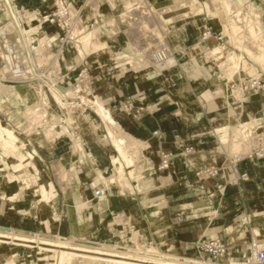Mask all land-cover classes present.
Wrapping results in <instances>:
<instances>
[{
    "label": "crops",
    "instance_id": "1",
    "mask_svg": "<svg viewBox=\"0 0 264 264\" xmlns=\"http://www.w3.org/2000/svg\"><path fill=\"white\" fill-rule=\"evenodd\" d=\"M176 1L148 0V3L155 6H167ZM224 1L234 9V0ZM11 2L13 4L15 1L11 0ZM24 2V0H16V5L27 7L29 10L28 18L49 12L54 7L53 4L50 9L44 11L39 6ZM71 2L73 7L79 10V14L86 12L89 15L88 9L84 8L86 0H72ZM243 5L244 7L248 5L245 10L249 14L258 15L260 26L264 30V0H247ZM112 6L114 9L120 8L117 5ZM98 7L100 14L96 16V21L93 24L96 25L95 27L99 30L101 37L107 38L108 46L104 49L109 50L101 52L99 49L96 52L84 53L87 55L86 62L90 70L94 92L111 110L113 117L121 127L132 137L143 142L145 148L142 151V158L137 164L143 171L135 178H129V187L121 189L115 183L104 185L105 196L109 201L104 216H100L95 206L92 210H87L88 212L82 211V221L91 223L97 228V231L89 233L90 237L95 238L96 236V239L104 242L116 241L119 237H123V232H127L126 235L130 232L128 226H132L134 229L136 227L135 222L138 221L142 239L146 243L150 242L152 247L166 251L176 249L177 252H179L178 250L190 249V254L194 256L195 252L191 240L197 241L211 235H219L223 237L228 246L227 254L221 259V262L223 264H241V255L246 252L245 244L249 237L248 233L244 241L242 239L243 232L255 227L259 231V240L264 242V166L255 167L251 160L242 161L237 164V170L246 172L249 176L248 180L224 185L229 176L224 167V157L219 152L223 147L226 149L229 137L223 141L218 130L227 127V125L228 128L229 126L233 127L234 121L238 117L242 118L243 115L259 117L264 111V93L253 94L242 104H232L229 95H225L223 86L225 79L222 77L221 70L215 64L204 59L205 50L219 43L215 38L201 40L200 33L206 26H209L216 33V26L205 17L207 13H203V18L199 17L202 15L200 14L172 24L168 23V26L173 25L166 36L169 45L174 50L182 47L183 49L181 48L179 52L184 50V53L179 56L176 68L165 75L163 72L144 70L143 68L136 70L130 64L126 67V63L133 56L130 50L137 45L136 39L129 40L126 36L128 55L112 56L113 51L110 48L113 45L109 44V41H114L119 45L121 41L119 36L124 32H117L116 40L109 39L107 35L112 33L109 19L114 16L113 10L105 0H99ZM241 9L244 8H239L236 11ZM121 10L123 9L120 8V12ZM104 14L107 15V18H102ZM31 24L34 23L31 22ZM119 26L127 30L124 24H119ZM45 28H48V35H53L57 31L55 26L46 25ZM88 29L82 30V34ZM112 35L115 36V34ZM226 45L233 47L227 41ZM53 47L56 48V43ZM92 53L96 54L94 58L88 56ZM76 63L77 57L71 48H65L60 53V68L66 73L67 78H72L76 73V69H72ZM112 64L113 66H111ZM258 67V70L261 69L264 72L260 65ZM222 70L227 74L226 70ZM211 87L214 89L212 90ZM206 88L213 92L221 89L223 92V96L214 98L215 109L209 110L207 102L201 97V91ZM127 102H131L133 106L129 112L123 110V106ZM22 106V102L6 105L4 100H0L1 119L18 134L25 132L20 130L21 125L17 126L10 119V114ZM177 110L180 111V118L175 115ZM81 121L87 122L85 115L81 116ZM77 127V125L73 126V131ZM88 132L87 134L76 135L79 136L85 151L92 154L90 159L95 172L91 165L88 167V171L97 176V172L102 170L104 176H109L108 171L111 168L108 166V157L114 153L111 143L104 134L98 137L93 129L88 130ZM74 133L76 134L75 131ZM22 137L36 150L38 168H43L44 165L53 173L51 164L57 160H60L66 167L70 166L69 159L73 153V140L71 138L66 137L68 146L63 141V137L56 140L47 150L39 146L37 139L34 140L28 135ZM184 147H192L193 153L181 155L180 151ZM161 150H171L176 153V156L168 170L159 174L156 171V165ZM77 153L80 152L77 151ZM0 158H4L7 163H11L13 160L10 157L1 156V154ZM209 165L217 166L219 175L199 180L195 176V171L200 167ZM103 168L106 169L103 170ZM82 171L83 167L80 168V172ZM161 177L167 179V184H161ZM1 182L0 196H2V192L7 195L14 186L16 189L18 188L17 183L3 187V184L11 183ZM78 183L76 190L91 198L95 205L96 198L93 196L92 188L88 184L86 187L84 184ZM53 184L61 190V187L55 182V176ZM219 184L222 185L221 189H217ZM137 185L142 189V194H136V192L139 193ZM209 192H213L212 197L208 196ZM185 193L190 194L188 201L182 200L186 196ZM5 201L7 200H0V206L2 202L5 206L7 204ZM190 202L193 203L192 206L188 207L193 212L192 230L188 231L176 227L173 232L174 236H171L166 230L168 214L171 213L169 206ZM65 204L66 200L61 206H66ZM119 214H126L128 218V222L124 225L114 223ZM63 217L70 218L68 212L67 215L58 213V220L55 222L59 226H61ZM248 223L250 224L248 225ZM155 224H159V226L154 227ZM21 227L27 228L25 225ZM176 231L179 234L176 235ZM68 232H71V229Z\"/></svg>",
    "mask_w": 264,
    "mask_h": 264
},
{
    "label": "bare ground",
    "instance_id": "2",
    "mask_svg": "<svg viewBox=\"0 0 264 264\" xmlns=\"http://www.w3.org/2000/svg\"><path fill=\"white\" fill-rule=\"evenodd\" d=\"M106 1L108 3H110V5H117L120 8H121V4L123 5V10H121V12L117 16V18L114 20L113 19L109 20V22H110L112 27H116V25H119V24H124L126 26L127 30L130 29L132 24L135 25V23L137 25H145V26L147 24V26H148V15H150L152 18L154 17V15H155V17H156V15H157V17H158V15L162 17V14H165V13L172 14L171 12H174L175 10H176V13L177 12L180 13L181 12V11H179L180 8H182V9L184 8L186 11L187 10H191V12L194 11V13L196 12V15H197V13L200 14L201 12H203V10L205 8L208 14H211L213 17L214 16L216 17L219 8H221V9L223 8L226 12L232 13V16L229 18V20L231 22L230 23L231 24L230 29L234 32L233 35L238 33V32L240 33V31L243 30L242 27L244 28V26H245L242 33L239 36H238V34H239L238 33L236 36L237 37L236 43H237V46L239 47V49H241L240 51H242L248 58L252 59L253 61H255L259 64H261L264 68V33L261 29L259 22L257 20H254V18H252V16H250V14L245 9H241L239 11H233V7L226 4L224 0H214V1L205 0L204 1L205 3H203V2L201 3L199 0L176 1L175 3H171L167 6L155 7L154 8L155 14L152 12L150 13L151 8H149V10H148L145 7V5H143V3H139V2L137 3L134 0H125L124 1L125 3H122L123 0L122 1L121 0H110V1L106 0ZM95 3H97V2L95 1ZM95 3H94V5L91 3V7L95 6ZM7 4H8V6H7ZM145 4H146V2H145ZM96 6H97V4H96ZM96 6L94 8V12H95ZM8 8H11V4H10L9 0H0V26L5 27L7 30L18 29V31H20V29H22V28H19V23H18L15 15H14L15 12L13 13L11 10H9V12H8ZM86 8H90V6L88 5V6H86ZM177 9H178V11H177ZM185 10H183V12ZM72 12L73 11L71 9V14H73ZM20 13L21 12H19V14ZM24 13H25L24 17L27 18V21H29L28 11L26 10V12H24ZM188 13H186V14L189 15ZM221 13L219 11V14L223 15ZM93 14H95V13H93ZM77 16H78V18H77L78 21L80 20L81 22H90V16L86 12L80 13V14L78 13ZM172 16L166 15L164 17V19H163L164 27L168 26V23H172ZM182 16H186V15H182ZM174 17L177 18V15ZM220 17H221L220 20L221 19L223 20L224 17L223 16H220ZM176 18H174V19H176ZM218 19H219V17H218ZM161 20H159V21L162 22ZM222 20H221V22L220 21H218V22H220L222 24L225 21V20H223V21ZM78 21H76V18L73 20L72 29H71V33L69 36L71 38L70 41L73 43V46L74 45L78 46L77 48L74 47L75 51L78 52L80 54V56L83 57L85 55L84 54L85 52H83L81 49V46L78 45L79 43H81L79 41V38H78V36L80 35V32H79V34H76L78 32L76 31V33H75V29H74L75 23L78 26V24H79V23H77ZM131 22H133V23L131 24ZM226 23H229V22H226ZM129 25H130V27H129ZM161 25H162V23H161ZM27 26H28L29 32H31V33L35 32V35L31 36V38L28 37L31 41V45L35 49V55H36L35 58L37 57V59H38L40 56H43L44 54H46L47 56H49V55L51 56L52 55L51 54V52H52L51 47L46 44V39L48 37L47 36L48 28H45L43 30L38 29V27H36V26L34 28V27H32L33 25L31 24L30 21L28 22ZM138 27H140V26H138ZM149 27H150V25L148 26V28ZM151 27L154 28V26H151ZM227 27H228V25H227ZM227 27L225 26V28H227ZM78 28H80V27H78ZM136 28H135V30L138 29V28L137 29ZM76 30H77V28H76ZM141 30L139 29V32ZM145 30H147V29H145ZM132 31H134V30H132ZM169 31L170 30L168 27L167 28V34L169 33ZM98 32H99V30L97 28L92 29L91 32L85 34L86 35L85 38H81V41L84 39V40H87L88 43H91V42H93L92 40L94 39V41L96 42L95 38L97 37L96 35H98L97 34ZM126 33L128 36L130 35L129 31ZM146 33H147V31H146ZM146 33H143L141 35L145 36ZM99 34H100V32H99ZM138 34L134 33V35H131L130 38L133 40V38L137 37ZM231 34H232V32H231ZM148 35H146V36L148 37ZM151 35L152 34L150 33V36ZM157 35L159 36V34L155 35L156 38H158ZM160 35H161V33H160ZM144 36H142V37L144 38ZM139 37H140V35H139ZM147 37H146V39L149 38V37L148 38ZM163 38H165V37H163ZM164 41H166V40H164ZM87 42L84 41V44H86ZM95 42H93V44H95ZM88 43L86 44L85 47L88 46L90 50L86 49L84 47V45L82 47V48H85V50H88L87 52L91 51L90 46H92V44L88 45ZM97 43H99V42H97ZM82 44H83V41H82ZM100 44H102V43H100ZM155 44H156V42H155ZM164 44H165V42H164ZM140 45H142V44H140ZM144 45H146V44H144ZM100 46H102V45H100ZM147 46H149V42H148ZM96 47L97 46H95V48ZM225 48L221 47V45L220 46L219 45L218 46L217 45L212 46L210 48V50L207 52V56L204 55V59L205 60L207 59L210 63H215V66H218L222 69L227 70L229 68L230 70L226 71L227 75L236 79L241 75V70L245 69V67L247 66V63L243 57L237 56L238 54L236 55L233 51H229L228 49H225ZM144 50H147V49H144ZM180 50H181V47L176 49L175 51L179 52ZM176 52H175V54H176ZM53 55H54V58L51 57L53 59H51V58H50L51 60L48 59L50 61L48 64L51 65V68H49L50 73H49L48 78L52 82L55 81V78L52 76V73H51L52 69H54V67L56 65L57 66L55 67V69H58L60 67L58 60L56 59L57 57H59V55H57L55 53V49L53 50ZM157 55L160 57V60H158L156 58ZM172 56H173L172 51L169 49L168 45H166V44L162 45L159 48H157L154 52H152L151 56H147V57H150V60L149 59L148 60H149V62H151V65L147 64V61H145V63L142 65V68H146L148 66H151L154 69V71L163 72L165 75H168L169 72L171 70L175 69L177 66L176 62H174V60H171ZM173 58L174 57H172V59ZM40 63H39V66L41 68H45L48 65V64H45L46 66H42ZM0 72L2 74L0 77V94H3V93L7 94L8 95L7 98L11 104H14L15 100H17V99L24 103L26 111H28L31 114L30 119L32 118L31 120L34 121V122L32 121V123L27 121L28 124L27 123L25 124V128H31L32 134H35V135L41 134V137L38 139L39 144L41 145L42 148L48 150L49 142H50L49 138H51V136H54L55 134L67 132V128L65 126V127H63V130L60 131L59 129H55L56 125H52L53 123H50L47 120H45L46 109L44 108V105L47 104L48 107H50V104L57 103L59 105L61 115H60V117H54L52 119V121L53 122L54 121L55 122H62L64 125H70L74 121V117L72 115V110L67 108V103L64 100H65V98H74L76 96L75 90L69 87V88H66L62 94H59L55 90H53V87L50 85L53 93L50 91H49V93L48 92L43 93L41 90L42 84L39 82L37 84L34 81L17 83L18 79H16L14 74L11 71L7 70L3 66H0ZM250 73L251 72H249V74ZM5 81L14 82V84H16V85L13 87V89L8 91L7 85H5V83H4ZM201 93L207 97L208 103L210 102L211 99L214 98V96H216V94L214 95V93H216V92H213L209 88H206L205 90L201 91ZM244 95H245V93L244 94L242 93V95H239V98L242 101L244 100ZM83 101L89 102L91 104L92 108L95 107V111H96L97 115L99 117H101V119L104 121L102 123H106V126L108 125V127H109L108 131H107V133H108L107 135H109L108 137L111 138V140H112L111 143H113L115 151L117 152V154L119 156H121L125 160L127 166H133L134 163L136 162V161L134 162L135 158L133 156L136 155L137 152L139 153V151H141V150H139V151L137 150V148H138L137 146L143 142H140V143L137 142L138 143L137 145H134L136 140L134 141L133 139H131V141L133 140L132 141L133 144L129 143V141L127 142L126 138L124 136H122L123 134H121V133L124 132L127 134V136H130V134L127 133L126 131L121 130V128H122L121 125L115 120V118L112 115L111 110L104 105L102 100H99L97 97L94 96L91 99L83 98ZM215 108H216V105H215V102L213 100V103L212 102H211V104L209 103V110H212ZM175 112L180 113L179 110H177ZM85 119L88 120V116H85ZM26 120H28V119H26ZM256 124H257L256 118H252V119L249 118L248 120H244V119L239 120L237 128L229 126V128H227V130H229L231 133L235 134L234 136L236 138L235 137L233 138V136H232V138H233V141L235 139V140H237V142L235 141V143H231L230 148H229L231 150V152L228 149H226L227 152H230L231 154H236L234 151L238 150L239 153H242V154L247 153L253 147L252 146L251 148H248L250 145H252L254 137L257 140V135L254 133V129L256 128ZM103 125H105V124H103ZM95 126L97 127L96 124H95ZM106 126H105V128H107ZM53 132L55 134H53ZM119 132H120L119 136L116 135ZM51 133L53 135H51ZM68 134L70 135V133H68ZM221 134H223V133H221ZM262 135H263V133H261V136ZM227 137H228V135H227ZM128 140H130V139H128ZM18 141H21V146L23 147L24 152H26L25 154H21V153L19 154L18 153V148H19V146L17 145ZM231 141H232V139H231ZM75 142H76V140H75ZM143 145L144 144H142V146ZM76 146L80 149V147L78 145H76ZM0 147L3 149L1 156L10 157L13 159V161H16V164L13 167H11V166H9V163H7L4 160V158H0V172H3V176H4L1 183H9L7 176L11 175L10 173H12V172L15 173L19 177V179H18L19 181L18 180L12 181V182L17 183V185H18V188L16 190H21L18 193L13 195V197H15V201L19 200L22 197L23 191L25 189H27L28 184L30 182H32V183H34V187H36V190L38 191V197H37L36 201L34 202V207L37 208L38 206H41V207H44L45 209L49 210L50 212L56 211V209H54V210L48 209V205H47L48 202H45L46 199L48 198V190H47V187L45 185V182L47 181V177H46L47 172L44 170L41 171L37 167L36 157L38 154H37L36 150L33 149L31 147V144H29L27 141L22 142V140L19 138V135H17L15 133L14 129H12L10 126L6 125L4 123V121L1 119V117H0ZM72 148H74V146ZM140 155H141V152H140L139 156ZM140 157H142V156H140ZM110 159H111L110 162L112 164H115L117 162L118 156H116L114 154L110 157ZM136 160L139 161V159H136ZM29 164L32 165L31 168L33 170L29 169L27 171V167ZM54 165L52 164V167ZM58 167H60V166H58ZM61 167H63V166H61ZM133 168H135V165ZM118 169L120 170V168H118ZM56 170H58V168H56ZM59 170H62L64 172V175L66 174L65 173L66 170H64L63 168H61V169L59 168ZM142 171L143 170L140 167L136 171V174L138 173L140 175L142 173ZM63 172L61 173L62 177H65V179L70 177L69 176L70 174L68 175L69 172L66 174L69 177L63 176ZM56 174H58V173H56ZM61 174L59 172L60 176H61ZM57 177L58 176H56V178ZM100 177L103 178V176H101V174H100L99 178ZM119 177H121V175ZM58 178L60 179V177H58ZM62 179H64V178H62ZM112 179L110 181H112V183H113ZM12 182H10V183H12ZM102 182H104V181H102ZM160 182H161V184L165 185V184H167V179L160 178ZM58 183H59V181H58ZM137 186L142 191L140 186L139 185H137ZM63 189H64V184H63ZM66 189H67V192H65V194H67V195L65 196V199H66V203L68 205L69 215H70V218L72 221L71 233L73 235L71 237L67 238L65 236L58 235V233L55 232V230H54V234H50V233L39 234L37 232H28V231L23 230V229H14V228H10V227L0 225V243L7 244V246H9V247L12 244L22 245V246H25L28 248H35L36 247L40 251H43L44 253H46L45 254L46 258L51 256L49 254V252H51L53 258L50 262L45 263V264H212L211 262L206 261V260L199 261L197 259L190 258V257H186L183 259H181L180 257L179 258H177V257L176 258H161V257L155 258V257L149 256L148 253L140 255L139 249L132 251L131 249H129V247L120 246V244H119V246L114 245V244L111 246V244L110 245L107 244L108 245L107 246L105 243H102V242L99 243L98 241L86 240V238H84L85 236L81 233L82 230H84V229L81 225H78V223H77L78 221L76 220L77 216L75 217V213L73 210V207H74L73 203L78 201V200L83 199L84 196H83V194L78 193V191L75 188L71 187L70 182L66 185ZM64 191H66V190H64ZM2 197L4 198V200H7L9 202H15L14 200H9L8 196L5 194H2ZM100 197H101L100 198L101 201L103 202V205H106L107 199L104 200V198L102 196H100ZM98 201H100V200H98ZM86 202H88V201H86ZM83 204L84 203H82V205ZM88 204L89 203H86L87 206H88ZM100 204H101V202H100ZM79 205H78V207H79ZM103 205L101 207H103ZM107 205H108V203H107ZM76 207H77V205H76ZM77 210H78V208H77ZM99 210H100V208H99ZM18 211L20 213H22L24 216L27 215V212L25 210H18ZM35 212H36V210H35ZM78 212L80 213V211H78ZM78 212L76 211V213H78ZM42 223H43L44 229L49 231L51 228L49 225L50 220L46 219ZM77 233H79V236H78L79 240H76L77 237L74 236ZM252 233L255 235H259V231L256 229L252 230ZM140 248H141V246H140ZM66 249H68V250H66ZM141 249H143V248H141ZM145 252H148V251H145ZM4 257H5V262L1 263V264H15V259L13 257H11L10 255H7V256L5 255ZM56 258H57V260H56Z\"/></svg>",
    "mask_w": 264,
    "mask_h": 264
},
{
    "label": "rangeland",
    "instance_id": "3",
    "mask_svg": "<svg viewBox=\"0 0 264 264\" xmlns=\"http://www.w3.org/2000/svg\"><path fill=\"white\" fill-rule=\"evenodd\" d=\"M15 2H13V4H12V2L9 0V2H10V4H11V8H12V5L15 7L14 9H11L10 8V10L14 13V15H15V17H16V19H17V21H18V23H19V28H22V29H20V33H22L26 28H28V22L29 21H27V18H25L24 17V12H26V10L27 11H29L28 9H27V7H25V6H19V5H16L17 3H16V0H14ZM25 2L24 3H30L31 5H36V6H39V7H41V8H43L44 9V11H47L48 9H50L52 6H53V4H54V1L55 0H45L44 2L43 1H41V0H24ZM67 1H69V2H71L72 0H67ZM91 0H86V3H85V5H84V8L86 7V6H90V8H86V9H88V12H90L89 13V16H90V22H81L80 20L78 21V13H79V11L77 12L76 11V21H78L77 23H79L78 24V26L76 25V23H75V27L77 28V30H76V28L74 27V29H75V33H76V31L78 32V33H76V34H79V32H80V35L78 36V38H79V41L81 42V43H79L78 45L79 46H81V49H82V51L83 52H85V53H88L87 51L88 50H90L89 49V47L87 48V47H85L86 46V44L88 43L87 42V40H82L83 41V44H82V41H81V38H85V34L86 33H89V32H91L92 31V29H94V28H96L95 26L96 25H94L93 23L96 21V16L98 15V14H100V12H99V7H98V2H99V0H95L97 3H95V1L94 0H92L91 2H90ZM110 1V0H109ZM122 1V0H121ZM125 0H123V2L122 3H125L124 2ZM134 1H136L137 3L139 2V3H143V5H145V7L149 10V8H151L150 10V13L152 12V13H154L155 14V10H154V8L155 7H159L160 5H157V6H155V5H150V3H148V0H134ZM141 1V2H140ZM143 1V2H142ZM177 1H188V0H177ZM201 3L203 2V3H205L204 1L205 0H199ZM211 1H214V0H211ZM105 2L107 3V5L113 10V15L114 16H112L109 20H112V19H115L117 16H118V14H119V12H120V8H118V9H114L113 8V6L112 5H110V3H108L106 0H105ZM127 2V1H126ZM145 2H146V4H145ZM234 2H235V7H234V9H235V11L237 10V9H239V8H244V9H247V7H248V5L246 6V7H244V3H246L247 2V0H234ZM22 3V2H21ZM57 3L59 4V0H57ZM91 3L94 5V3H95V6H96V4H97V6H96V9H95V12H94V8H95V6H92L91 7ZM23 4V3H22ZM71 6H72V13H75V8L73 7V4H72V2H71ZM17 9V10H16ZM121 9H123V5L121 6ZM221 8H219V10H218V13H217V16L215 17H213L211 14H208L207 13V11H206V9L204 8V10H203V12H201L200 14H202V15H200L199 13H197V15H200L199 17L200 18H203L204 17V15H203V13H207V14H205V17H206V19H209L211 22H212V24H214L215 26H216V33H219V32H221L222 33V35H223V37H222V40L221 41H219V43L218 44H215V45H221V47H226L225 49H228L229 51H233L237 56H241V57H243L244 59H245V61H246V63H247V66L245 67V69H244V71H246L248 74H249V72H251L250 74H254L255 73V69L256 68H259L258 67V65H260L261 66V68L264 70V68H263V66L261 65V64H259V63H257V62H255V61H253L252 59H250V58H248L242 51H240L241 49H239V47L237 46V34L239 33H236V34H234L233 35V31L230 29L231 28V22H230V20H229V18L232 16V13H229V12H226L223 8L220 10ZM233 9V10H234ZM14 10V11H13ZM22 10V11H21ZM183 10H185L184 8L182 9V8H180V10L179 11H181L180 13H176V10L174 11V12H171L172 14H167V13H165V14H162V17L161 16H159L158 15V17H157V15H156V17H155V15H154V17L152 18L150 15H148V26L150 25V27L148 28V26H147V24H146V26L145 25H137L135 22V25L134 24H132L133 22H131V24H132V28L130 27V25H129V27H130V29L129 30H124L122 27H120L119 25H116V27H111V30H112V33H110V34H108L107 35V37H109V39H111V40H116L117 39V32H119V31H123L124 33L121 35V36H119V39H121V41L119 42L120 44L118 45V44H116V43H114V41H109V44H112L113 46L110 48V49H112V51H113V55L112 56H121V55H128V53H129V49H128V40H127V37L129 38V40L131 39L130 38V36L131 35H134V33H136V34H138V36L137 37H134L133 39H136V41H135V43L137 44L135 47H134V49H131L130 51L132 52V55L133 56H131V59L129 60V62L128 63H126V67L127 66H129V64L131 65V67H133V68H135L136 70H140V69H142V64H143V62L144 61H147V64H149V65H151V62H149V60H150V57H147V56H151V53L152 52H154L157 48H159L160 46H162V45H168V47H169V49L172 51V57H174L173 59H172V57H171V60H174V62H176V65H178V60H179V56H181L183 53H184V50H182L181 52H176L170 45H169V43H168V41H167V38H166V36H167V28L169 27V30H170V28H172V26L173 25H171V26H165L164 27V24H163V19H164V17L166 16V15H173L172 16V23H174V22H176V21H179V20H182V19H186V18H189V17H192V16H196V12L194 13V11L193 12H191V10H185L184 12H183ZM18 11V12H17ZM177 11H178V9H177ZM219 11H220V13L221 14H223V15H220L219 14ZM8 12H9V8H8ZM19 12H21L20 14H19ZM189 12V13H188ZM225 14H224V13ZM23 13V14H22ZM93 13H95V14H93ZM186 13H188L189 15H187ZM191 13V14H190ZM181 14V15H180ZM193 14V15H192ZM259 14V13H258ZM19 15V16H18ZM164 15V16H163ZM177 15V18L176 17H174V16H176ZM182 15H186V16H182ZM219 15V16H218ZM250 15L252 16V18H254V20H257L258 22H259V24H260V19H259V17H258V15H255V14H253V13H250ZM182 16V17H181ZM220 16H223L224 18H223V20H225L226 22H229V23H226L225 21L221 24L220 22H221V20H220ZM25 19H24V18ZM162 19H160V18ZM176 18V19H174V18ZM179 17V18H178ZM218 17H219V19H218ZM102 18H107V15L106 14H104L103 16H102ZM181 18V19H180ZM26 20V21H25ZM159 20H161L162 22H160ZM222 20V21H223ZM218 21H220V22H218ZM161 23H162V25H161ZM171 23V24H172ZM226 23V24H225ZM21 25V26H20ZM224 25V26H223ZM227 25H228V27H227ZM245 25V24H244ZM135 26V27H134ZM138 26H140V27H138ZM143 26V27H142ZM151 26H154V28L153 27H151ZM225 26L227 27V28H225ZM78 27H80V28H78ZM138 29H137V28ZM142 27V28H141ZM167 27V28H166ZM14 28V27H13ZM86 28H89L87 31H85L83 34H82V30H84V29H86ZM135 28L137 29V30H135ZM147 29V30H145V29ZM244 28H245V26H244ZM244 28L242 27V29L244 30ZM139 29L141 30L140 32H139ZM152 29V30H151ZM226 29V30H225ZM261 29H262V27H261ZM132 30H134V31H132ZM225 30V31H224ZM243 30H241L240 31V33L238 34V36L242 33V31ZM129 31V33H130V35L128 36L127 35V33L126 32H128ZM137 31V32H136ZM146 31H147V33H146ZM153 31V32H152ZM155 31V32H154ZM232 32V34H231V32ZM262 31H263V33H264V30L262 29ZM157 32V33H156ZM161 33V35H160V33ZM128 33V34H129ZM143 33H146L145 34V36L144 35H141V34H143ZM150 33L152 34L151 36H150ZM155 33V34H154ZM98 35H96L97 37L95 38L96 39V42L94 41V39L92 40L93 42H95V44H93V42H91V43H88V45L90 44H92V46H90V48H91V51L90 52H96L97 50H99V49H101V52H103L104 50H109V49H104L106 46H108V43H107V38H102L101 37V35L99 34V32L97 33ZM112 34H115V36H113ZM126 34V35H125ZM149 34V35H148ZM154 34V35H153ZM156 34H159V36L157 35V37L158 38H156ZM139 35H140V37H139ZM146 35H148V37L150 38H148ZM233 35V36H232ZM82 36V37H81ZM84 36V37H83ZM127 36V37H126ZM142 36H144V38L142 37ZM28 37H30V36H28ZM146 37L148 38V39H146ZM163 37H165V38H163ZM236 37V38H235ZM31 38V37H30ZM29 39V38H28ZM27 39V40H28ZM140 39V40H139ZM163 39V40H162ZM164 40H166V41H164ZM84 41L85 42H87L86 44H84ZM226 41L227 42H229L233 47H227V45H226ZM97 42H99V43H97ZM130 42V41H129ZM148 42H149V46H147L148 45ZM155 42H156V44H155ZM164 42H165V44H164ZM168 44H167V43ZM28 43H30L31 44V41H30V39L28 40ZM100 43H102V44H100ZM146 44V45H144V44ZM163 43V44H162ZM46 44L48 45V46H50L51 47V56L49 55V56H47L46 54H44L43 56H40L38 59H37V57H36V60H37V62H38V64L40 63L42 66H46L45 64H48L50 61L49 60H51V59H53L54 58V55H53V50L55 49L52 45V43H48L47 41H46ZM102 45V46H100V45ZM140 44H142V45H140ZM83 45H84V47L86 48V49H88V50H85V48H82L83 47ZM97 46L96 48H95V46ZM236 45V46H235ZM94 46V47H93ZM99 46V47H98ZM33 47V46H32ZM74 47L75 48H77L78 46L77 45H74ZM149 47V48H148ZM182 48V47H181ZM234 48V49H233ZM144 49H147V50H144ZM183 49V48H182ZM73 50V49H72ZM210 50V48L208 49V50H205L206 52H205V56H207V52ZM238 50V51H237ZM70 52H72V51H70ZM175 52H176V54H175ZM75 54V53H74ZM241 54V55H240ZM95 53H92L91 55H88V56H90L91 58H94L95 57ZM36 56V55H35ZM51 57H53V58H51ZM147 57V58H146ZM246 57V58H245ZM51 58V59H50ZM146 58V59H145ZM45 59V60H44ZM47 59V60H46ZM49 59V60H48ZM57 60H58V63H59V57H57L56 58ZM149 59V60H148ZM176 59V60H175ZM206 61L207 62H209L207 59H206ZM46 62V63H45ZM213 64H215V63H213ZM117 65V64H116ZM55 66V65H54ZM57 66V65H56ZM55 66V67H56ZM59 66H60V64H59ZM111 66H113V64L111 65ZM54 67V68H55ZM209 67H210V65H209ZM218 67V66H217ZM256 67V68H255ZM220 70H221V72H222V77L224 78V79H227V80H229V79H234V78H232V77H230V76H228L226 73H225V71H223L222 70V68H220V67H218ZM144 70H151V71H154V69L151 67V66H148V67H146V68H143ZM225 70V69H224ZM230 69L228 68L226 71H229ZM248 70V71H247ZM250 70V71H249ZM1 72H0V77H1ZM242 75V74H241ZM243 76V75H242ZM235 80V79H234ZM5 83V85H7V89H8V91L9 90H11V89H13V87L16 85V84H14V82H9V81H5L4 82ZM38 82H36V84H37ZM40 85V84H39ZM209 86V85H208ZM50 87V86H49ZM211 89L213 90L214 89V87H211ZM220 89V88H219ZM41 90H42V92L43 93H45V92H47L44 88H43V86L41 85ZM49 91L50 92H52L53 93V91H52V89H51V87L49 88ZM220 93V94H219ZM216 94V96H214V98L215 97H220V96H223V92H222V90L220 89V91H217L216 93H214V95ZM225 95H227L226 93H225ZM200 96V95H199ZM8 95L7 94H5V93H3V94H0V100H4V103L6 104V105H9V104H11L10 103V101L8 100ZM95 97H97L99 100H102L101 98H100V96L99 95H97V94H95ZM201 97L207 102L208 100H207V97L204 95V94H201ZM14 98V97H13ZM214 98L213 99H211L210 100V104H211V102L213 103V100H214ZM202 99V100H203ZM20 103L21 101L20 100H15V102H14V104H16V103ZM209 103L207 102V104H208V108H209ZM22 104H23V106L22 107H20V108H18V109H15V111H13V112H11V114H10V119L17 125V126H20L21 125V127H20V130H23L25 133L24 134H18L17 132H15L17 135H19V138L22 140V142H25V139L22 137V136H26V135H28V137H32L34 140H36L37 139V142H38V144H39V138L41 137V134H32L31 133V128H25V124L27 123L28 124V122H31L32 123V121L33 120H31L30 119V116H31V114L28 112V111H26V109H25V105H24V103L22 102ZM203 104H204V101H203ZM44 108L46 109V114H45V120H47L48 122H50V123H53L52 125H56L55 127V129H59L60 131H62L63 130V127H65L66 126V128H67V132H64V133H59V134H55L54 132H53V134H55L54 136H51V135H53L52 133H51V138H49V147L51 146V145H53L54 144V142L56 141V140H58V139H60V138H63V141H65L66 142V146H68L69 144L67 143L68 142V139L66 138V137H70L72 140H73V142L75 143H73L72 144V147L74 146V148H72L73 149V153L70 155V161H69V167H66L60 160H57V161H54L52 164L54 165L53 167H52V164H51V169H52V171H53V173H54V175H55V182L59 185V186H61V190L58 188V187H56V186H54V175H53V173L49 170V168H46L44 165H43V168H39V170H44V171H46L47 172V181L45 182V185H46V187H47V190H48V198L46 199V201L45 202H48L47 203V205H48V209H56V211H52V212H50L49 210H47V209H45L44 207H41V206H38L37 208H32V205H34V202L36 201V199H37V197H38V191L36 190V187H34V183H32V182H30L29 184H28V187H27V189H25L24 191H23V194H22V197L19 199V201H15V197H13V195L14 194H16V193H18L19 191H21V190H16V187L14 186V188H11L10 189V191L11 192H9L8 194H7V196H8V199L9 200H14L15 201V203H11V202H8V201H5V202H7V204L4 206V203L2 202V204H1V206H0V211H1V214L2 215H0V225H2V226H8V227H12V228H20L21 226H23V225H25L27 228V230H30V231H32V232H37V233H39V234H42V233H44V227H43V221L44 220H46V219H48V220H50V223H49V225H50V230H49V233L50 234H54V230H55V232H57L58 233V235H61V236H65V237H71L73 234L71 233V232H68V230L70 231V229H71V225H72V221H71V218H69V217H63V219H62V221H61V226H59L58 225V223L57 222H55V221H57L58 220V218H57V216H58V213H63V215H67V212H68V214H69V209H68V205H67V203L65 204V205H67V206H61V204H63L64 202H65V200L66 199H64L65 198V196L67 195V194H65V192H67V189H66V185L70 182L71 183V187H73V188H75V189H77V186H78V182H80V183H82V184H84L85 186H86V184H88V186H92V187H95V188H99V189H101V188H103V187H105L104 185H107V184H109V183H112V181H110L112 178V180H113V183H115V184H117L118 186H120V188L122 189V188H124V187H129L130 186V183H129V178H135V176L136 175H139L138 173L136 174V171L140 168L139 166H137V164L139 163V161L141 160V158L142 157H140V156H142V151H143V149L145 148V145H143L142 146V144H144V143H140L141 141L138 139L137 140V138H134V137H132L131 135L130 136H127V134L126 133H124V132H122L121 134H123L122 136H124L125 138H126V140H127V142L129 141V143H132V141L134 140H136V144L134 143V145H137L138 143H140V145H138L137 147V150L139 151V150H141V151H139V153L137 152V154L136 155H134L133 157L135 158H133L134 159V165H135V168H133L134 167V165L133 166H127L126 165V162H125V160L121 157V156H119L118 154H117V152L115 151V149H114V146H113V143H111V138L110 137H108L109 135H107L108 133H107V131H108V125L106 126V123H102V122H104L102 119H101V117H99L98 115H97V113H96V111H95V107L93 108V110H86L85 112H76L75 114H74V122L75 123H73V124H70V125H64L62 122H53L52 120H50V119H48V105L47 104H45L44 105ZM17 113H19V115L21 116H19V115H17ZM53 114L56 116V117H60V113H59V111L58 110H56V109H53ZM82 115H85V116H88V120H87V122H83V121H81V116ZM176 115V117H178V118H180V113H176L175 114ZM208 115H209V113H208ZM256 117H258V116H246V115H243V117L242 118H237V120H235L234 121V124H232L233 125V127L234 128H237V126H238V121L239 120H241V119H244V120H248L249 118H256ZM26 119H28V120H26ZM28 121V122H27ZM52 121V122H51ZM34 122V121H33ZM95 124L97 125V127L95 126ZM103 124H105V125H103ZM72 125V126H71ZM75 125H77L78 127L76 128V129H74V131L76 132V134L74 133V131H72L73 129V126H75ZM105 126L107 127V128H105ZM227 128H228V126L227 127H223L222 129H220V130H218V134L220 135V137H221V139L223 140V141H225V139L226 138H228L229 137V143H228V145H227V147H226V149H228L230 152H231V150L229 149L230 148V145H231V143H235V141L237 142V140H235L234 139V141H233V138L235 137L234 135V133H231L229 130H227ZM13 129V128H12ZM90 129H93L95 132H96V134L98 135V137H101L103 134H104V136H105V138L111 143V146H112V148H113V151H114V153L113 154H110L111 156L112 155H116V156H118V159H117V162L115 163V164H112L110 161H111V159H110V155H109V157H108V166L111 168V169H109V171H108V174H109V176H104L103 174H102V170L101 171H98L97 172V176H96V174L95 173H89V171H88V167H90V165L92 164V162H91V159L90 158H92V154L90 153V152H88V151H85V149H84V145L82 144V142L80 141V138H79V136L77 137L76 135H80L81 133L82 134H87V133H89L88 132V130H90ZM121 130H123V131H125L123 128H121ZM223 133V134H221V133ZM225 132V133H224ZM68 133H70V135L68 134ZM229 133V134H228ZM119 134H120V132L118 133V134H116V135H118L119 136ZM126 134V135H125ZM227 135H228V137H227ZM49 136V137H50ZM73 136V137H72ZM232 136H233V138H232ZM132 137V138H131ZM224 137V138H223ZM130 139V140H128V139ZM236 138V137H235ZM131 139H133L132 141H131ZM231 139H232V141H231ZM75 140H76V142H75ZM131 141V142H130ZM256 138L254 137V139H253V142H252V145H250L248 148H251L252 146H254L255 144H256ZM81 142V143H80ZM138 142V143H137ZM133 144V143H132ZM17 145L19 146V148H18V153L20 154H25L26 152H24V150H23V147L21 146V141H18L17 142ZM76 145H78L79 147H80V149L76 146ZM225 145V144H224ZM39 146L41 147V145L39 144ZM142 146V147H141ZM21 148V149H20ZM42 148V147H41ZM224 147L222 148V150H226ZM79 150V152L80 153H77V151ZM220 150V149H219ZM3 152V149L0 147V154ZM140 152H141V155L139 156V154H140ZM235 153H239V151L238 150H235L234 151ZM233 152V153H234ZM81 154V155H80ZM136 159H139V161L138 160H136ZM41 162V161H40ZM93 162H94V159H93ZM120 162V163H119ZM16 164V161H13L12 160V162L11 163H9V166H11V167H13L14 165ZM31 164H29L28 165V167H27V171L29 170V169H32L31 168ZM58 166H60V167H58ZM61 166H63V167H61ZM55 167V168H54ZM83 167V171L82 172H80V168H82ZM122 167V168H121ZM132 167V168H131ZM56 168H58V170H56ZM59 168L61 169V168H63L64 170H66V174L68 173V175L70 176H68V175H64V172L62 171V170H59ZM91 168L93 169V167H92V165H91ZM118 168H120V170L118 169ZM106 168H103V170H105ZM126 169H128V170H126ZM33 170V169H32ZM73 170V171H72ZM84 170H86V171H84ZM94 170V169H93ZM136 170V171H135ZM60 172V174L63 172V176H67V177H69V178H67V179H65V177H62V174H61V176L59 175V172ZM128 171V172H127ZM58 173V174H56V173ZM71 172V173H70ZM94 172H95V170H94ZM75 174V175H73V174ZM99 173V174H98ZM11 175H9V176H7V179H8V182L10 183V182H12V181H14V180H18L19 179V177L15 174V173H10ZM100 174H101V176H103V178H99V176H100ZM107 174V175H108ZM125 174V175H124ZM121 175V177H119ZM56 176H58V177H60V179L57 177L56 178ZM4 176H3V173H1L0 174V182L2 181V178H3ZM138 177V176H137ZM62 178H64V179H62ZM162 179H164L163 177H161ZM102 179V180H101ZM57 180V181H56ZM69 180V181H68ZM115 180V181H114ZM19 181V180H18ZM58 181H59V183H58ZM102 181H104V182H102ZM65 182V183H64ZM72 182H73V184H72ZM15 182H13V183H11V184H3V187L4 186H7V185H12V184H14ZM78 183V184H77ZM63 184H64V189H63ZM66 184V185H65ZM77 184V185H76ZM87 187V186H86ZM80 188V187H79ZM138 188V190H139V193L138 192H136V194H142L141 193V190L139 189V187H137ZM64 190H66V191H64ZM78 193H81V194H83V199H81V200H78V201H76V202H74L73 203V210H74V213H75V217H76V220L78 221L77 223H78V225H81L82 227H83V229L84 230H82V234L85 236H83L84 238H86V240H92V241H98L99 243H105L106 245L108 244V245H110L111 244V246L114 244V245H117V246H119V244H120V246H125V247H129V249H131L132 251H135V250H138L139 249V254L140 255H143V254H145V253H148V255L149 256H152V257H155V258H181V259H183V258H186V257H190V258H194V259H196V257H193V255H191L190 253H191V250L190 249H185V250H178L179 252H177L176 251V249H174L173 251H166V250H160V249H156V248H154V247H152L150 244H147L146 242H145V240H143L142 239V232H141V230H140V224H139V222L138 221H136L135 222V228L133 229V231H131V233L129 232L127 235H126V233L127 232H123V238L124 239H117L116 241H107V242H104V241H101V240H98V239H96V236H95V238H91L90 237V234L89 233H92V232H94V231H97V228L95 227V225H92L91 223H87V222H83L82 221V216H81V214H82V211L83 210H85V212H88L87 210H92L93 208H94V206H95V208H96V210L97 211H100L99 213H100V216L101 217H103L104 216V214H105V211H106V208L108 207V205H107V203L109 204V201H108V198L105 196V195H101L103 198H104V200H106L107 199V203H106V205H103V202L101 201V197L100 196H98V199L96 200V204L94 205V203L92 202V200H91V198H88V197H86L85 195H84V193L83 192H79L78 191ZM2 194H4V192H2ZM6 195V194H5ZM185 195L186 196H184L183 198H182V200L183 201H188V198H190V194L189 193H185ZM105 196V197H104ZM88 201V202H86V201ZM98 200H100V201H98ZM89 203L88 204V206L86 205V203ZM100 202H101V204H100ZM82 203H84L83 205H82ZM82 206H80V205ZM192 202H190V203H183V204H181V205H170L169 206V210H170V212L171 213H169L168 214V218H167V222H166V230H168L167 231V233L168 234H171V236L173 235L174 236V234H173V232H174V228H184V229H186V230H188V231H190V230H192V225H193V217H192V214H193V212H192V209H188V207H190V206H192ZM76 205H77V207H76ZM78 205H79V207H78ZM100 205V206H99ZM103 205V207H101ZM87 206V207H86ZM99 206V207H98ZM205 207V205H202V207ZM77 208H78V210H77ZM99 208H100V210H99ZM17 210H25L26 212H27V215H25V216H23V218L20 216V214L17 212ZM35 210H36V216H38L37 217V219H36V222L34 223L33 222V220L30 218V217H28V216H32V211L33 212H35ZM76 211L78 212V211H80V213L78 212V213H76ZM205 211V210H204ZM204 211H202V212H204ZM50 212V213H49ZM53 216H52V215ZM77 214V215H76ZM154 214H155V212H154ZM128 215V214H127ZM70 216V215H69ZM53 217V218H52ZM55 217V218H54ZM23 220V222H21L22 220ZM29 221V222H28ZM128 222V218L126 217V214H119L116 218H115V220H114V223L115 224H125V223H127ZM202 221L200 220V223H201ZM89 224V225H88ZM86 226V227H85ZM89 226V227H88ZM159 226V224H155L154 225V227H158ZM229 230L231 229L230 227L228 228ZM254 229H256L255 227L254 228H252V230H254ZM185 230V232H187ZM252 230H249V229H247V231H245V232H243V234H242V239L245 241L246 240V238H247V236H248V233H251L252 232ZM87 231H89L88 233H87ZM96 233V232H95ZM177 234H179L178 233V231H176V235ZM96 235V234H95ZM135 235V236H134ZM175 235V236H176ZM75 237H77L76 238V240H79V233H77V234H75L74 235ZM89 238V239H88ZM130 240H129V239ZM172 238V237H171ZM170 240V239H169ZM168 240V241H169ZM193 243H192V246H193V248H194V245H195V241L196 240H191ZM136 242V243H135ZM107 245V246H108ZM140 246H141V248H143V249H141L140 248ZM151 248V249H150ZM9 250H11V252L12 251H14L15 249H10V247L9 246H7V245H1L0 246V251H2L3 252V255L5 256H7L8 254H7V252H9ZM36 250H37V248H35L34 249V251L32 252V254H33V256L34 257H37V258H39L40 259V261H39V263H41V264H45V263H48V262H50L51 260H52V258H53V256H52V253L51 252H49V254L51 255L50 257H47L46 258V253H44L43 251H40L39 249V253H36ZM37 250V251H38ZM66 250H68V249H66ZM141 250V251H140ZM145 251H148V252H145ZM150 251V252H149ZM158 252V253H157ZM167 254V255H166ZM175 256V257H174ZM56 260H57V258H56Z\"/></svg>",
    "mask_w": 264,
    "mask_h": 264
},
{
    "label": "built area",
    "instance_id": "4",
    "mask_svg": "<svg viewBox=\"0 0 264 264\" xmlns=\"http://www.w3.org/2000/svg\"><path fill=\"white\" fill-rule=\"evenodd\" d=\"M11 1V0H10ZM45 1V0H42ZM8 6V4H7ZM12 5V9H14ZM71 3L67 0H57L54 1V7L49 12H43L37 15H34L32 18H29L30 22H33L35 28L43 30L44 26L50 25L55 26L57 31L53 35H48L46 41L50 44L56 43L55 53L60 55L65 48L73 49L76 57L77 63L74 68L76 73L72 78H67L66 73L59 67L58 69H52V76L55 78V81L52 82L48 76L50 73L49 68L51 65L48 64L45 68H41L35 58V49L30 43H28V36L35 35V32H29V29L26 28L22 33L18 29L7 30L5 27L0 26V66L5 67L7 70L11 71L16 77L17 83L24 82H39L42 84L43 88L49 93V86L53 87L57 93L62 94L66 88H72L75 90L76 96L74 98H65L64 101L67 103V108L72 110V115L78 112H85L86 110H93L89 102H84L83 98L91 99L95 96L93 82L86 62V56H80L78 52L75 51L73 43L70 41V33L72 29L73 20L76 18L75 13L71 14ZM10 10V8H9ZM201 40H208L210 38H215L217 41L222 40V33H215L211 30L209 26H206L200 33ZM156 58L160 60V57L157 55ZM256 68V67H255ZM241 74L238 78L234 79H225L224 80V91L229 95L230 102L240 103L245 102L251 95L257 93H264V72L257 68L255 69L254 74H248L246 71L241 70ZM19 81V82H18ZM244 95V100L242 101L239 98V95ZM133 108L131 102H127L123 106L124 111H131ZM53 109H56L61 114L59 105L57 103L50 104L48 107V119L52 120L56 117L53 114ZM1 110V109H0ZM74 121L72 122V124ZM256 128L254 133L257 135L256 144L245 154L236 153L231 154L227 150H221L219 153L224 157V167L227 169L228 178L225 184H236L238 181H246L249 176L246 172H239L237 170V164L245 161L251 160L255 167L259 165L264 166V111L259 117H256ZM261 133L263 135L261 136ZM193 153L192 147H184L181 151V155H189ZM176 153L169 150H161L159 152V160L156 165V171L160 174L168 170L169 166L172 163V160L175 158ZM219 175V168L215 165H209L200 167L195 171V176L199 180H204L207 178L215 177ZM224 178V176H223ZM222 185H217V189H221ZM93 196L98 199V196L105 195V187L99 189L92 187ZM209 197L213 196V192L208 193ZM4 198L0 196V200ZM32 208H35L32 205ZM17 212L23 218V214L18 210ZM1 215V212H0ZM30 217L33 222H36V212L32 211V216ZM250 223H248L249 225ZM2 226V225H1ZM128 226V224H127ZM8 227V226H6ZM12 228V227H10ZM14 229H23L28 232L24 227L14 228ZM129 231L133 230L132 226H128ZM252 230V228H249ZM35 232V231H34ZM47 234L49 231L46 229L44 233ZM260 235H255L252 232L249 234L247 242L245 244L246 252L242 253V263L241 264H264V242L259 240ZM118 239H124L119 237ZM150 244V242H147ZM1 245H7L0 243ZM36 248V247H35ZM35 248H28L22 245L12 244L10 249H15L14 251L7 252L8 255L15 259V264H41L39 263L40 259L34 257L32 252ZM38 250V248H37ZM36 253H39V250ZM228 251V246L224 241L223 237L219 235H211L207 238L198 239L194 245V252L199 261H209L212 264H223L221 259L226 256ZM5 262V257L3 252L0 251V264Z\"/></svg>",
    "mask_w": 264,
    "mask_h": 264
}]
</instances>
